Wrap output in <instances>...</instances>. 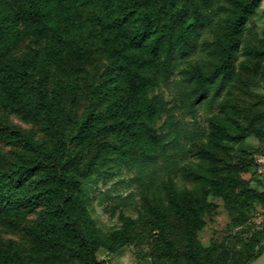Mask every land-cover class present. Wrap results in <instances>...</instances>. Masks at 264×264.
Returning a JSON list of instances; mask_svg holds the SVG:
<instances>
[{"label": "trees", "instance_id": "1", "mask_svg": "<svg viewBox=\"0 0 264 264\" xmlns=\"http://www.w3.org/2000/svg\"><path fill=\"white\" fill-rule=\"evenodd\" d=\"M261 1L185 0L180 6L145 0H0V105L27 107L45 133L41 141L34 135L26 136L25 151L12 171H0V222L9 215L19 218L26 209L40 210V217L27 233L47 247L65 245L81 262H93L100 249L112 250L130 239L127 228L113 232L108 242L100 236L88 209L91 181L79 175L80 159L70 154L64 131V93L78 97L81 86L64 78L63 73L69 70L70 53L80 49L86 30L93 24L84 15L87 7L102 11L98 27L111 49L112 66L101 81L89 86L84 115L70 117L76 139L82 146L95 137L106 139L101 140L105 154H100L99 163L87 167H97L98 178H111L125 167L136 173L140 185L152 187L166 174H188L187 166L181 163L202 137L195 124L196 105L214 102L231 89L240 56L250 60L264 56V37L248 27ZM205 28L215 34L209 45L200 44ZM23 38L33 39L39 47L19 59L13 52ZM200 47L211 58L184 70L194 124H183L175 119L159 87L168 86L178 62L188 61ZM163 117L166 120L157 132L155 127ZM227 131L228 125L221 118L210 120L208 140L200 154L211 170L205 176L190 173L194 181H214L211 172L221 170L216 165L217 152L227 139ZM245 137L246 133L241 134L238 141ZM261 152L259 149L250 157L255 173V156ZM231 169L235 175L236 167ZM233 177H222L217 184L225 199V187H240ZM185 202L174 201L176 214L185 224L182 252L174 250L166 227L160 225L156 230L164 243L162 252H176L187 264H224L229 254L215 258L211 249L196 243L201 228L196 203L191 195ZM263 252L264 246L230 261L249 264ZM0 264H26L14 242L0 238Z\"/></svg>", "mask_w": 264, "mask_h": 264}, {"label": "rangeland", "instance_id": "2", "mask_svg": "<svg viewBox=\"0 0 264 264\" xmlns=\"http://www.w3.org/2000/svg\"><path fill=\"white\" fill-rule=\"evenodd\" d=\"M149 4L162 5L169 1L172 5H182L185 0H145ZM85 17L93 20L84 34L83 43L76 53H70L69 70L63 73L67 80H76L81 86L78 97L64 93L65 133L68 137L70 154L80 159L79 175L91 181L88 191V206L100 236L108 242L110 235L127 228L130 231L128 242L115 249L102 248L96 253L93 262L75 260L65 245L47 247L27 233L30 224L40 217L39 211L26 209L19 218L5 216L0 222V238L12 241L23 253L26 264H187L176 252L164 255L163 240L156 228L166 227L168 239L174 250L182 252L184 222L176 214V203L185 205V198L191 195L196 203L198 224L196 243L203 249H211L215 258L226 252L229 259L224 264H232L235 256L245 258L264 246V180L251 168V154L264 148V56L262 58L238 59V76L231 89L214 102L204 101L196 105V125L202 137L181 164L187 166L188 174L165 175L152 187L138 183L136 173L125 167L116 170L111 178L97 177V167H87L99 163L100 154H105L101 136L95 137L86 146L76 139L75 125L70 117L83 116L89 106L88 88L102 80L112 66L111 49L106 46L99 30L102 11L87 7ZM217 19H215L216 21ZM101 21V20H100ZM260 37H264V0L248 22ZM215 34L208 28L201 31L200 44L209 45ZM39 44L30 38H23L13 52L19 59L26 58ZM208 51L198 49L188 61L180 60L171 83L160 86L175 119L183 124H194L190 113V89L187 87L184 70L190 64L210 60ZM56 73L55 75H57ZM62 75V73H61ZM60 76V75H59ZM71 117V118H72ZM221 118L228 125L227 139L217 152L218 174L211 172L214 181H194L192 172L205 176L211 167L201 158V147L207 142L210 120ZM166 117L155 127L161 131ZM246 137L238 141L241 134ZM34 135L44 140L43 125L35 120L27 107L0 105V171L10 173L18 156L25 151V138ZM115 140L114 135H109ZM97 166V165H96ZM236 167L235 175L232 169ZM213 170V169H212ZM208 171V172H207ZM231 176L240 187L233 190L225 187L227 199L220 196L218 183L222 177ZM90 179H88V178ZM202 219V222L200 221Z\"/></svg>", "mask_w": 264, "mask_h": 264}, {"label": "built area", "instance_id": "3", "mask_svg": "<svg viewBox=\"0 0 264 264\" xmlns=\"http://www.w3.org/2000/svg\"><path fill=\"white\" fill-rule=\"evenodd\" d=\"M255 170L260 178L264 180V148L255 156Z\"/></svg>", "mask_w": 264, "mask_h": 264}, {"label": "water", "instance_id": "4", "mask_svg": "<svg viewBox=\"0 0 264 264\" xmlns=\"http://www.w3.org/2000/svg\"><path fill=\"white\" fill-rule=\"evenodd\" d=\"M249 264H264V252Z\"/></svg>", "mask_w": 264, "mask_h": 264}]
</instances>
